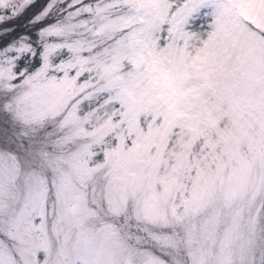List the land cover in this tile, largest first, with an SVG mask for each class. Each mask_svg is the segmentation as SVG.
Wrapping results in <instances>:
<instances>
[{
	"label": "snow or ice",
	"instance_id": "obj_1",
	"mask_svg": "<svg viewBox=\"0 0 264 264\" xmlns=\"http://www.w3.org/2000/svg\"><path fill=\"white\" fill-rule=\"evenodd\" d=\"M0 264H264V0H0Z\"/></svg>",
	"mask_w": 264,
	"mask_h": 264
}]
</instances>
